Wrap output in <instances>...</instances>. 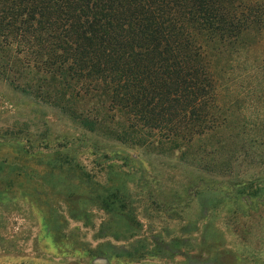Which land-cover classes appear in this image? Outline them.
<instances>
[{
  "label": "rangeland",
  "instance_id": "obj_1",
  "mask_svg": "<svg viewBox=\"0 0 264 264\" xmlns=\"http://www.w3.org/2000/svg\"><path fill=\"white\" fill-rule=\"evenodd\" d=\"M214 66L223 126L170 151L83 130L0 78V264H83V243L122 245L134 221L136 256L110 264H264V33Z\"/></svg>",
  "mask_w": 264,
  "mask_h": 264
},
{
  "label": "trees",
  "instance_id": "obj_2",
  "mask_svg": "<svg viewBox=\"0 0 264 264\" xmlns=\"http://www.w3.org/2000/svg\"><path fill=\"white\" fill-rule=\"evenodd\" d=\"M263 33L264 0H0V78L83 130L170 151L223 126L215 59ZM140 227L74 262L134 258Z\"/></svg>",
  "mask_w": 264,
  "mask_h": 264
}]
</instances>
